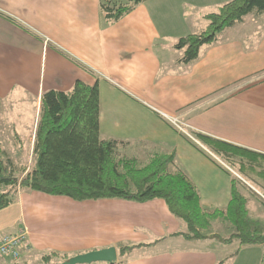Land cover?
<instances>
[{
	"label": "crops",
	"instance_id": "obj_1",
	"mask_svg": "<svg viewBox=\"0 0 264 264\" xmlns=\"http://www.w3.org/2000/svg\"><path fill=\"white\" fill-rule=\"evenodd\" d=\"M229 1L147 0L107 23L100 0H0V145H14L15 157L18 144L28 143L26 166L7 160L31 168L42 94L68 92L81 81L98 84L101 139L125 143V156L174 154L201 205L227 206L232 177L255 195L254 186L263 190L264 180L232 176L222 163L228 174L164 117L178 118L189 133L264 155V13L247 15L201 47L195 61L178 63L176 42L203 31L204 16ZM23 231L19 259L0 264H44L51 253L66 257L50 263L61 264L109 247L116 249L114 264H242L243 249L264 247L176 235L186 227L160 199L76 202L21 191L0 211V239ZM119 246L132 247L121 256Z\"/></svg>",
	"mask_w": 264,
	"mask_h": 264
},
{
	"label": "trees",
	"instance_id": "obj_2",
	"mask_svg": "<svg viewBox=\"0 0 264 264\" xmlns=\"http://www.w3.org/2000/svg\"><path fill=\"white\" fill-rule=\"evenodd\" d=\"M145 1L100 0V10L107 23H115ZM253 13H264V0H231L205 15L207 26L203 31L176 42L175 49L183 52L178 63L195 61L201 47L215 43L225 29ZM191 136L220 155L230 170L264 180L263 154L203 134L191 132ZM124 145L100 137L97 83L77 81L68 92H44L31 168L17 169L10 160L4 161L0 147V190H4L0 192V211L14 204L21 191L63 196L76 202L120 199L144 203L160 199L171 215L185 225L186 232L176 234L185 239L216 238L223 244L237 242L239 247L264 244V230L259 222L248 217L247 200L237 190L234 178L226 208L209 212L201 206L194 183L176 167L174 154L154 153L147 163L140 165L136 158L121 153ZM217 218L231 224L234 232L228 238L202 233ZM131 247L119 246V255L123 256ZM65 258L51 253L42 261L50 264L54 259Z\"/></svg>",
	"mask_w": 264,
	"mask_h": 264
},
{
	"label": "rangeland",
	"instance_id": "obj_3",
	"mask_svg": "<svg viewBox=\"0 0 264 264\" xmlns=\"http://www.w3.org/2000/svg\"><path fill=\"white\" fill-rule=\"evenodd\" d=\"M254 14V13H253ZM186 132L190 135L188 129H185ZM180 132V131H179ZM181 133V132H180ZM185 135V134H184ZM186 136V135H185ZM196 142V141H195ZM19 149L17 151V156L13 157L12 154L14 153V150L11 149L12 146L14 148V145H11L9 142H1V151H2V159L6 161L9 157L12 156L13 160H15L19 164L27 165V155L28 153V143L27 142H20ZM200 146V145H199ZM208 155L210 154V157L219 165L223 163V158L220 155H217L213 153L211 150L206 149V147H203ZM145 152L143 151H133L128 152L127 157H133L136 156V159L138 160L140 165H144L148 161V156H146ZM32 158H30L29 162L31 164ZM17 169L19 166L16 167ZM16 169V170H17ZM18 171V170H17ZM18 174V173H17ZM238 175L239 177H242L238 172L233 171L232 176ZM237 177V176H236ZM234 177H232L233 179ZM236 182L239 184V181L234 178ZM245 181H247L246 178H244ZM238 184H236V188L239 192H241V195L247 200V209H248V217L253 220L259 222V224L262 227V230H264V189H260L256 186H254L258 192H256V195L251 192L248 188L240 187ZM0 192H4V190H0ZM205 204V203H204ZM206 205V206H205ZM205 205H201L203 209L206 211H213V210H223L226 208L224 204H215V206H211L210 204L206 203ZM224 205V206H222ZM233 229L231 224L226 221L223 218H217L210 221V225L207 229H203L202 233L205 235H209L211 233H217L222 238H228L232 233ZM237 244V242H235ZM250 255H252V262L251 264H264V247H258L257 249H243V251L240 254L239 260L242 261V264L250 263ZM37 264V263H33ZM42 264V263H41ZM96 264V263H93ZM101 264V263H98Z\"/></svg>",
	"mask_w": 264,
	"mask_h": 264
},
{
	"label": "built area",
	"instance_id": "obj_4",
	"mask_svg": "<svg viewBox=\"0 0 264 264\" xmlns=\"http://www.w3.org/2000/svg\"><path fill=\"white\" fill-rule=\"evenodd\" d=\"M164 117L171 124V126H173L176 130L180 131L182 134H185L187 137L194 140V138L186 132L185 125L183 123H181L178 118L167 117V116H164ZM194 141H196V140H194ZM236 176L239 177L238 175H236ZM25 237H26V233L24 231L21 233H18L17 235L3 236L0 239V259L1 258H10L13 261L18 260L19 255H20V248H21V245H22Z\"/></svg>",
	"mask_w": 264,
	"mask_h": 264
},
{
	"label": "water",
	"instance_id": "obj_5",
	"mask_svg": "<svg viewBox=\"0 0 264 264\" xmlns=\"http://www.w3.org/2000/svg\"><path fill=\"white\" fill-rule=\"evenodd\" d=\"M117 259L116 249L109 247L102 250L91 251L69 258L61 264H93L107 263L114 264Z\"/></svg>",
	"mask_w": 264,
	"mask_h": 264
}]
</instances>
